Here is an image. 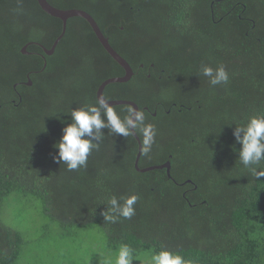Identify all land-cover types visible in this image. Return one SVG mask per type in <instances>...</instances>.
<instances>
[{
  "label": "trees",
  "instance_id": "1",
  "mask_svg": "<svg viewBox=\"0 0 264 264\" xmlns=\"http://www.w3.org/2000/svg\"><path fill=\"white\" fill-rule=\"evenodd\" d=\"M48 1L87 11L128 60L130 83H111L105 94L135 102L155 125L139 167L170 161L172 178L166 169L140 172L136 137L107 129L85 168L54 159L72 110L94 104L100 85L124 69L85 18H69L48 55L39 43L51 48L63 21L38 0H0V264H23L27 245L2 217L14 196L41 200L60 231L53 243L69 249L43 264L115 262L121 245L133 249V264L162 248L191 264H264V162L256 175L246 169L233 136L236 125L264 115V0ZM205 64L223 65L229 82L210 85ZM112 107L123 117L132 106ZM132 194L131 219L104 220L112 196L123 203ZM94 227L104 235L97 250L77 238Z\"/></svg>",
  "mask_w": 264,
  "mask_h": 264
},
{
  "label": "clouds",
  "instance_id": "2",
  "mask_svg": "<svg viewBox=\"0 0 264 264\" xmlns=\"http://www.w3.org/2000/svg\"><path fill=\"white\" fill-rule=\"evenodd\" d=\"M200 74L207 77L212 86L226 85L229 82V73L223 65L216 68L202 65ZM71 118L72 122L63 128L62 137L55 145L58 156L54 157L58 163H65L69 171L87 166L89 155L99 148L105 136L103 129H107L108 134L123 137H129L139 130L142 133V150L146 155L152 151L155 143L156 127L152 123H146L144 112L130 107L122 117L106 98H98L94 104L73 109ZM233 136L241 145L238 156L241 164L254 175L258 174V166L264 162V115L252 116L245 125H236ZM121 199L123 203L115 196L107 201V210L102 213L104 220L115 223L120 217L131 219L136 214L138 195L132 194ZM133 260V249L128 245H121L115 264H133ZM151 264H191V261L185 260L179 253L162 248L152 255Z\"/></svg>",
  "mask_w": 264,
  "mask_h": 264
},
{
  "label": "rangeland",
  "instance_id": "3",
  "mask_svg": "<svg viewBox=\"0 0 264 264\" xmlns=\"http://www.w3.org/2000/svg\"><path fill=\"white\" fill-rule=\"evenodd\" d=\"M2 217L7 224L22 231L27 241L25 254L21 259L23 264H43L53 258L62 261L69 251L68 248L65 250L62 247L57 248V245L53 243L60 231L43 216L39 200L14 196L7 202ZM46 224L48 227L44 230ZM94 228L80 229L77 232V238L90 247L94 246L97 250L98 247L103 246L104 235L98 227ZM104 262L103 264H109V262L115 264L112 260ZM96 264H102V260L98 258ZM144 264H151V259Z\"/></svg>",
  "mask_w": 264,
  "mask_h": 264
},
{
  "label": "water",
  "instance_id": "4",
  "mask_svg": "<svg viewBox=\"0 0 264 264\" xmlns=\"http://www.w3.org/2000/svg\"><path fill=\"white\" fill-rule=\"evenodd\" d=\"M39 4L41 5V7L50 15L55 16L60 18L63 21V32L60 35L59 38H57V40L54 42L53 46L51 49H46V54L51 55L54 53L56 46L58 45L60 39L64 36L65 32H66V28H67V22L69 18L72 17H83L85 18L89 24L91 25V27L93 28L94 32L96 33L97 37L99 38L100 42L102 43V45L104 46V48L108 51V53L126 70V74L124 76L121 77H113V78H109L106 81H104L97 92V97L98 98H105L104 97V90L105 87L111 83H124L127 82L131 79L132 74H133V70L132 67L129 65L128 61L123 58L111 45L109 38L106 37L103 33V31L101 30L100 26L98 25L97 21L94 19V17L89 14L87 11L85 10H81V9H68V10H63L60 8H57L55 6H53L48 0H38ZM23 53H27V45L23 47L22 49ZM46 66V65H45ZM31 84V83H29ZM111 106H115V105H122V104H126V105H130L134 108L139 109V106L133 102V101H127V100H116V101H109ZM136 137V140L138 142L139 145V150H138V154L135 160V166L136 168L140 171V172H148V171H152L155 169H166L167 170V174L170 178H172L171 176V162L167 161L164 164L161 165H154V166H149L147 168H140L139 167V162L143 153L142 150V140L139 137V135L137 134V132H134L133 134Z\"/></svg>",
  "mask_w": 264,
  "mask_h": 264
},
{
  "label": "flooded vegetation",
  "instance_id": "5",
  "mask_svg": "<svg viewBox=\"0 0 264 264\" xmlns=\"http://www.w3.org/2000/svg\"><path fill=\"white\" fill-rule=\"evenodd\" d=\"M107 37V36H106ZM39 45L41 46V48L42 49H44L45 50V48L44 47H46V46H44L43 44H40L39 43ZM52 48V47H51ZM51 48H48V47H46V49H51ZM46 52V51H45ZM54 53H55V51H54ZM53 53V54H54ZM52 55V54H51ZM129 63V62H128ZM129 65H130V63H129ZM131 66V65H130ZM123 68V67H122ZM124 69V68H123ZM132 70H133V68H132ZM126 74V70L124 69V74L122 75V76H124ZM136 73H135V71L133 70V74H132V77L135 75ZM151 76V75H150ZM119 77H121V76H119ZM131 77V78H132ZM30 83H31V81H30ZM125 83H130V80L129 81H127V82H125ZM105 89H106V87H105ZM106 96V94H105V90H104V97ZM106 99H108L109 101H113V100H110L109 98H107V96L105 97ZM114 101H116V100H114ZM127 101H130V99H127ZM163 107L164 105L161 103V102H159L158 104H157V106L156 107ZM145 109H148V107H145ZM139 110H140V108H139ZM153 115L154 116H156L157 115V112H154L153 113Z\"/></svg>",
  "mask_w": 264,
  "mask_h": 264
},
{
  "label": "bare ground",
  "instance_id": "6",
  "mask_svg": "<svg viewBox=\"0 0 264 264\" xmlns=\"http://www.w3.org/2000/svg\"><path fill=\"white\" fill-rule=\"evenodd\" d=\"M186 2V1H185ZM130 7V6H129ZM83 9V8H82ZM55 18V17H54ZM149 23V22H148ZM102 24V23H101ZM126 29V28H125ZM114 31V30H113ZM60 33H61V31H60ZM114 34V33H113ZM58 36V35H57ZM112 37V36H111ZM144 37V36H143ZM66 39V38H65ZM151 39V38H150ZM143 44V43H142ZM37 46V45H36ZM142 46V45H141ZM40 47V46H39ZM143 47V46H142ZM60 51V50H59ZM63 51V50H62ZM43 52V51H42ZM86 54V53H85ZM146 54V53H145ZM143 58V57H142ZM152 58V57H151ZM148 59V58H147ZM128 61V60H127ZM149 61V60H148ZM85 62V61H84ZM86 63V62H85ZM151 63V62H150ZM92 65H93V63H92ZM93 67V66H92ZM157 67V66H156ZM160 67V66H159ZM47 68V67H46ZM50 68V67H49ZM164 68V67H163ZM47 74V73H46ZM152 78V77H151ZM150 78V79H151ZM32 80V79H31ZM99 80V79H98ZM103 81L101 80V83H102ZM92 83V82H91ZM100 83V84H101ZM92 85V84H91ZM187 85V84H186ZM158 86V85H157ZM81 87H82V85H81ZM87 87V86H86ZM91 87V86H90ZM93 89V88H92ZM148 90V89H147ZM162 92V91H161ZM153 93V92H152ZM155 93V92H154ZM165 93V92H164ZM165 94H167V93H165ZM148 96V95H147ZM106 97V96H105ZM97 98V97H96ZM151 98H152V96H151ZM160 98V97H159ZM163 98H165V95H164V97ZM154 99V98H153ZM164 100V99H163ZM156 101V100H155ZM153 102V101H152ZM154 103H156V102H154ZM153 103V104H154ZM164 103H165V101H164ZM46 200V199H45ZM41 201V200H40Z\"/></svg>",
  "mask_w": 264,
  "mask_h": 264
}]
</instances>
